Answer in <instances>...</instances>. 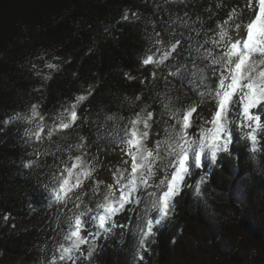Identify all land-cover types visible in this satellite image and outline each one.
<instances>
[{
	"label": "trees",
	"instance_id": "1",
	"mask_svg": "<svg viewBox=\"0 0 264 264\" xmlns=\"http://www.w3.org/2000/svg\"><path fill=\"white\" fill-rule=\"evenodd\" d=\"M237 2L0 0V264H47L62 242L72 204L52 202L49 189L57 173L51 166L63 167L68 160L64 149L83 136L88 157L94 150L110 161L118 147L117 133L145 106L153 112L147 143L161 133L168 118L166 96L174 108L198 103L187 81L169 76L163 67L141 65L151 54L149 37L159 32L166 46L181 41L166 61L172 71L191 66L197 55L193 49L211 38L230 8L239 9ZM125 13L127 20L122 19ZM177 17L188 26L173 23ZM206 64L197 60L198 67ZM152 72L166 76L169 85L153 80ZM207 75L215 86L211 69ZM89 91L92 94L77 110L78 126L43 144L26 142L25 130L33 125L22 117L30 115L32 104L40 105L48 123L77 95ZM259 148L253 156L236 131L230 153L219 154L215 165L205 158L203 169H191L174 199L172 215L155 226L145 248L139 247L135 231L141 203L134 212L125 210L115 218L127 227L99 236L93 256L83 264H264V135ZM35 149L51 154L37 157ZM78 154L71 151L72 156ZM29 160L38 163L24 167ZM94 164L96 179L101 163ZM202 176L197 194L195 184Z\"/></svg>",
	"mask_w": 264,
	"mask_h": 264
},
{
	"label": "snow or ice",
	"instance_id": "2",
	"mask_svg": "<svg viewBox=\"0 0 264 264\" xmlns=\"http://www.w3.org/2000/svg\"><path fill=\"white\" fill-rule=\"evenodd\" d=\"M246 6L254 13L244 25L246 35L235 41L229 35L230 24L240 14L233 8L223 22L217 23L215 35L193 49L197 55L192 57L191 66L180 65L172 71L166 61L176 52L181 41H170L166 46L159 32L149 37L151 54L142 59L141 65L152 64L157 69L163 67L169 76L179 78L182 83L187 81L199 96L200 104L207 100L214 102L211 118L198 117L202 122L193 134L194 114L199 105L193 103L184 108H174L171 98L166 96L164 109L174 123L165 127V136L157 139L150 149L146 141L152 128L153 112L147 111L145 106L117 133L116 143L122 145L121 152L127 159L123 160V167L113 171L110 184L94 178L97 167L93 160L87 158L83 136L79 137L78 143L64 149L69 154L68 160L62 162L63 167L51 166L57 168V173L51 177L55 186L49 189V195L52 202L65 206L71 203L72 208L68 209L70 215L64 219L66 230L62 242L47 264H83V260H90L97 246L96 239L101 235L107 236L118 226L127 227L118 224L115 218L125 210L134 212L141 203L144 207L136 216L135 231L139 247L145 248L155 235V226L172 215L174 199L180 194L186 178L191 176L192 168L203 169L205 158L215 165L219 154L230 153L236 131L239 132V139L248 143L253 156L260 150V136L264 135V0H247ZM136 15L133 13V16ZM122 19L127 20L128 14L125 13ZM173 23L188 26V22L180 17ZM240 27L239 23L234 24L235 30ZM208 43L212 48L204 47ZM197 60H206L208 64L198 67ZM47 67L57 66L48 64ZM207 69H211L215 86L208 83ZM125 75L133 79L129 74ZM149 75L153 80L163 79L166 87L170 83L166 76L157 77L156 72ZM91 94L89 91L87 95H77L57 114L51 125L41 114L40 105L32 104L30 115L22 117L33 125V128L25 130L26 142L43 144L45 139L51 141L54 135L78 126L80 116L77 110ZM140 99L137 95L136 100ZM257 109L260 111H255ZM16 118L21 117L17 115ZM73 149L79 154L72 156ZM35 154L40 157L51 153L35 149ZM37 163L36 160H29L23 166L28 168ZM158 165L164 175L158 183H154ZM87 181H92V198L99 197L94 207L84 203L88 194L83 187ZM203 182L202 176L195 184L197 194ZM4 219L7 220L8 216L5 215ZM84 246H87L86 256ZM138 259L142 261L143 255H138Z\"/></svg>",
	"mask_w": 264,
	"mask_h": 264
},
{
	"label": "rangeland",
	"instance_id": "3",
	"mask_svg": "<svg viewBox=\"0 0 264 264\" xmlns=\"http://www.w3.org/2000/svg\"><path fill=\"white\" fill-rule=\"evenodd\" d=\"M237 5L240 6L239 9H237L240 14L235 19V21L232 22V24H230V26H229V35L231 36L233 41H235L237 39H241L246 35V29H245L244 25L247 22H249L254 16V13L251 10H249L248 7L246 6L247 0H238ZM232 9L233 8H230L227 15L223 16V18L219 22H223L227 18L229 12ZM235 23H239L241 25V27L239 28L238 31L235 30V28H234ZM217 31H218V28H217V24H216L211 37H213ZM197 100H198L197 104L199 105V107H198L197 113L194 114V126L191 129V133H193V134L196 133L198 126L202 122L201 119L198 117H203L204 119H210L211 114L214 111V107H213L214 102L213 101L207 100L205 103L200 104L199 96H198ZM52 123H53V121L48 122V124H52ZM172 123H174V121L169 119V116H168V118L164 119V125H163V129H162L161 133L157 137H154L151 140H149L147 142V147L150 149L153 148L155 145V141L157 139H162L165 136V131H164L165 127L167 125L172 124ZM92 144L95 147H99L97 145V143L94 144L93 141L88 142V145H92ZM121 147H122V145H118L117 149L115 150V152L112 155L113 159L110 161L107 160L106 157L103 158V156H99L98 154H96V151L92 150V152L90 154L91 157H87V158L89 160H93L94 163L95 162L101 163V167L98 169V176H97L96 180L104 181L106 184L112 183L113 171H115L117 167H123V160L127 159V157L124 156L123 153L121 152ZM159 167L160 166L158 165L157 166V169H158L157 175L153 179L154 183H158L160 178H162L164 175L163 171L159 170ZM91 188H92V181L85 182L84 187H83V191L85 193H87L88 195L85 197L84 203L87 204L88 206H90L91 203L95 200V198H92V196H91Z\"/></svg>",
	"mask_w": 264,
	"mask_h": 264
}]
</instances>
